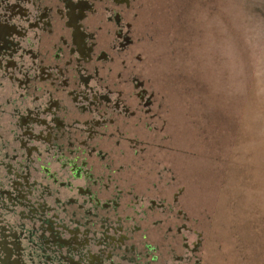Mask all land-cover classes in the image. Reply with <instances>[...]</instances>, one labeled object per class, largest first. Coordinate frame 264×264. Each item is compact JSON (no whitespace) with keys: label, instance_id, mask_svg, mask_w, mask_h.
Listing matches in <instances>:
<instances>
[{"label":"flooded vegetation","instance_id":"1","mask_svg":"<svg viewBox=\"0 0 264 264\" xmlns=\"http://www.w3.org/2000/svg\"><path fill=\"white\" fill-rule=\"evenodd\" d=\"M135 2L0 0V264H166L122 177L163 111Z\"/></svg>","mask_w":264,"mask_h":264},{"label":"rangeland","instance_id":"2","mask_svg":"<svg viewBox=\"0 0 264 264\" xmlns=\"http://www.w3.org/2000/svg\"><path fill=\"white\" fill-rule=\"evenodd\" d=\"M135 4L163 111L128 143L121 176L140 205L164 206L147 221L153 252L264 264V0Z\"/></svg>","mask_w":264,"mask_h":264}]
</instances>
